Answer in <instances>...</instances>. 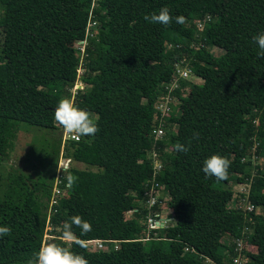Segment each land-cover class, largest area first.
I'll return each instance as SVG.
<instances>
[{"label": "trees", "instance_id": "16d2710c", "mask_svg": "<svg viewBox=\"0 0 264 264\" xmlns=\"http://www.w3.org/2000/svg\"><path fill=\"white\" fill-rule=\"evenodd\" d=\"M165 6L185 23L145 21ZM89 22L97 35L85 42ZM262 32L264 0H0V161L12 153L20 124L58 129L62 98L93 113L99 127L94 136L64 142L69 163L97 171H61L78 181L66 188L62 179L63 197L50 213L49 181L5 179L0 226L12 233L0 237V264H27L45 236L64 246L62 226L77 215L92 224L86 234L73 226L81 241L119 243L97 252L67 244L89 264H232L238 240L247 246L242 264H264V166L257 165L264 160V58L253 41ZM80 41L82 64L73 48ZM181 62L199 84L187 88L178 79ZM77 81L85 89L73 96ZM174 81L169 93L165 86ZM167 96L170 112L162 117L156 108ZM178 143L189 151H176ZM153 154L174 222L142 243L136 240L145 233ZM215 154L231 161L227 180L202 171ZM233 184L243 191L227 188Z\"/></svg>", "mask_w": 264, "mask_h": 264}, {"label": "clouds", "instance_id": "9594fccd", "mask_svg": "<svg viewBox=\"0 0 264 264\" xmlns=\"http://www.w3.org/2000/svg\"><path fill=\"white\" fill-rule=\"evenodd\" d=\"M144 19L147 22L153 24H161L164 26L170 25L173 22V19H175V22L178 24L185 23V17L176 16L174 18L170 13V9L166 6L159 9V11L156 13L145 15ZM202 26L203 24L200 26V28ZM253 41L258 45V51H257L258 58H264V32L254 36ZM82 71L83 70H79L78 73L81 74ZM78 83L79 85H81V88L79 89L78 87L77 90H84L85 87L80 81H77L74 84V87L77 86ZM77 90L75 92H72L73 96L77 94ZM54 118L56 122L62 126L65 133H67L70 136L74 135L76 138L79 139L81 137L94 136L96 133L99 132V127L97 123L98 118L93 119V113L83 108H80L70 97L62 98L58 102V106L55 109ZM197 136L198 134L194 133V138H196ZM66 141H72V140H69L67 138ZM64 142L65 140L63 141V144ZM175 149L176 151L182 153H187L189 151L188 146L180 143L175 145ZM151 158L153 163L152 164V175H153L155 171L154 159L156 160L158 159L156 155L155 157H153L152 155ZM230 166H231V161L226 156L215 154L205 159V161L203 162L202 171L208 177H215L218 181H223V180H227L228 178L229 175L228 170ZM67 168L68 165L65 164L64 169ZM162 169L163 168L161 166V169L160 171L157 172V174H160ZM58 170H60L59 167ZM62 179H66L67 188H71L78 181V177L72 174H69L66 177L63 176L62 178L57 177L54 181L56 183H60ZM169 215L170 214H168V216ZM73 226L80 228L82 233L84 234L92 230V224L89 221L84 220L83 217L79 215L70 217L68 221L64 222L61 230L60 239L65 242V245L62 246L61 244H57L55 242L43 245L40 247L39 251L36 254H34V256L31 259L27 261V264H89L88 260L83 255L73 252L70 249V247L67 246V244L69 243H75L80 247H86L85 244L86 242L81 241L76 236L75 232L73 231ZM11 233H12V229L10 226L7 225L0 226V237L9 236L11 235ZM93 252H97V251H93Z\"/></svg>", "mask_w": 264, "mask_h": 264}, {"label": "rangeland", "instance_id": "374dc122", "mask_svg": "<svg viewBox=\"0 0 264 264\" xmlns=\"http://www.w3.org/2000/svg\"><path fill=\"white\" fill-rule=\"evenodd\" d=\"M96 35V33H91L89 31L85 42L94 40ZM1 41L2 35L0 33V44ZM73 48L77 50L78 46L75 45ZM211 51L214 55H218L220 53V51L217 49H211ZM185 81L187 82V88L193 83H200L193 75H190V77ZM77 86L80 89L81 85H79V83ZM74 90L75 89H73L72 92H74ZM57 127L58 129L54 131H46L41 128L26 124L19 125V131L16 136L15 146L12 153L0 161V177L3 180L0 182V197L4 190V186H2V184H4L5 179L8 178L9 175L14 178L19 177V175L31 176L34 181L40 184L42 178L45 179V181H49L52 186L55 184L54 180L58 172V167L60 165H65L67 162V159L63 157L64 147L66 146V144H63V141H66L67 135L65 134L61 125L58 124ZM56 161V167L50 166V164H56ZM263 161V159L262 161L258 159L257 165L264 166ZM67 164L68 167L72 166V168L78 170L97 171L95 168L87 167L77 163ZM22 180L24 181L23 178ZM20 182L21 180L19 178V180H17L15 183V189L18 187V183ZM223 187L225 188V186ZM227 188L233 190L234 193L243 191V188H240V186L234 184L227 186ZM12 189H14V186H12ZM124 217L125 219H129L131 215L126 213ZM49 239H51L49 236H45V245L48 244L47 241H49ZM223 244L227 245L228 242L223 241ZM93 249L94 245H86V247H83V249L78 247L80 252H93ZM221 249L223 250V248Z\"/></svg>", "mask_w": 264, "mask_h": 264}, {"label": "built area", "instance_id": "2783aa9c", "mask_svg": "<svg viewBox=\"0 0 264 264\" xmlns=\"http://www.w3.org/2000/svg\"><path fill=\"white\" fill-rule=\"evenodd\" d=\"M97 1V0H93ZM94 24L92 22L88 23L87 27V33L86 35L88 36L90 28H92ZM200 26V24H199ZM84 41H80L76 43V46H78V49L81 53L80 56V63L82 62L83 58V45ZM81 45V46H80ZM176 74L178 76V79L180 80H186L187 78L190 77L192 74L191 69L187 66L184 65V62H181L178 66H176ZM166 90L170 93L173 89L177 88V81L172 82L171 84H168L165 86ZM164 87V88H165ZM81 88V87H80ZM74 92L78 89V86L74 87ZM160 103L157 106V110L161 113V116H166L169 114V109L167 108V102L169 101V97H161L160 98ZM67 138L72 141H79V138H76L74 135L70 136L67 133ZM164 134L163 130V125L160 124L159 128L156 130V136L157 137H162ZM153 157L155 155L153 154ZM70 161L67 160L66 164L69 163ZM68 165V164H67ZM59 169L62 171H65L64 165H60ZM161 169V164L158 160L154 159V174L152 175V179L148 184L145 185V193H144V206L147 208L148 213L145 216L144 220L142 221V224L144 225L145 228V233L143 236L140 237V239H137L136 241L142 242V243H147L151 239H156L157 234L156 232L159 230H165L169 228L172 225L173 219L168 216L170 213L169 210H167L165 206V202L167 200L166 194L163 192V187L159 185L156 182V176L157 172L160 171ZM58 170L56 178L60 177L62 178V172ZM55 178V179H56ZM53 185L52 189V194L48 202V212L50 213L51 209L57 204V202L63 197L64 194V189L65 187L62 186V180L60 183H56ZM67 188V187H66ZM141 204V203H139ZM248 211H252L253 207L252 206H247ZM138 210H133L129 212V215L132 216V214L136 213ZM151 234L153 236H151ZM236 245V252L238 253V256L233 259L232 264H242V259H241V254L243 250L247 247L245 244V241L243 240H238ZM86 245H94V251H105L106 249L110 248V245H113L115 249L118 248V242L115 241H89L85 243ZM188 251V249H186Z\"/></svg>", "mask_w": 264, "mask_h": 264}]
</instances>
